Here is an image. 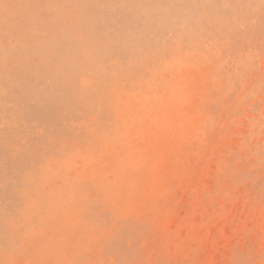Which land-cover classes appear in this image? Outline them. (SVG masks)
Instances as JSON below:
<instances>
[{
	"label": "rangeland",
	"instance_id": "374dc122",
	"mask_svg": "<svg viewBox=\"0 0 264 264\" xmlns=\"http://www.w3.org/2000/svg\"><path fill=\"white\" fill-rule=\"evenodd\" d=\"M0 264H264V0H0Z\"/></svg>",
	"mask_w": 264,
	"mask_h": 264
},
{
	"label": "bare ground",
	"instance_id": "6f19581e",
	"mask_svg": "<svg viewBox=\"0 0 264 264\" xmlns=\"http://www.w3.org/2000/svg\"><path fill=\"white\" fill-rule=\"evenodd\" d=\"M10 8V7H9ZM11 9V8H10ZM211 22V21H210ZM2 27V26H1ZM191 72H189L188 70H186L185 74H190ZM181 86V85H180ZM183 90V89H182ZM188 234V233H187Z\"/></svg>",
	"mask_w": 264,
	"mask_h": 264
},
{
	"label": "snow or ice",
	"instance_id": "6c2138e0",
	"mask_svg": "<svg viewBox=\"0 0 264 264\" xmlns=\"http://www.w3.org/2000/svg\"><path fill=\"white\" fill-rule=\"evenodd\" d=\"M16 243H19V241H16Z\"/></svg>",
	"mask_w": 264,
	"mask_h": 264
}]
</instances>
